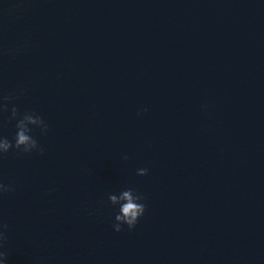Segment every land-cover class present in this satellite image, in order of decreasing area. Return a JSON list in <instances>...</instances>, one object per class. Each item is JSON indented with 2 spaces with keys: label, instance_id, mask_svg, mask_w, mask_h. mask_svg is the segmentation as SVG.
Returning <instances> with one entry per match:
<instances>
[{
  "label": "water",
  "instance_id": "water-1",
  "mask_svg": "<svg viewBox=\"0 0 264 264\" xmlns=\"http://www.w3.org/2000/svg\"><path fill=\"white\" fill-rule=\"evenodd\" d=\"M8 93L48 131L0 159L7 264H264V0H0Z\"/></svg>",
  "mask_w": 264,
  "mask_h": 264
},
{
  "label": "clouds",
  "instance_id": "clouds-1",
  "mask_svg": "<svg viewBox=\"0 0 264 264\" xmlns=\"http://www.w3.org/2000/svg\"><path fill=\"white\" fill-rule=\"evenodd\" d=\"M15 98L12 93L0 95V116L8 114L9 105L12 104L13 106L10 109V115H8L7 119L9 122L12 120L16 121V133L12 140H9L6 136H0V159H3L11 150L24 154L38 152L42 155L44 149L32 135V132L34 128H39L42 134H46L48 124L41 115L34 111H25L21 114L13 104ZM143 111L146 112L147 109H143ZM123 159L127 160L128 157L124 156ZM137 175H148V169H138ZM14 191L15 187L12 184L0 183V195ZM144 199L143 194L137 192L132 187L121 190L118 195L115 193L108 194L107 202L114 208L117 205L119 206L114 217L115 223L112 225L115 232H121L123 225H126L129 231L136 227L146 211V205L143 203ZM7 229L8 225L0 222V264H7L8 254L3 250L8 242Z\"/></svg>",
  "mask_w": 264,
  "mask_h": 264
}]
</instances>
